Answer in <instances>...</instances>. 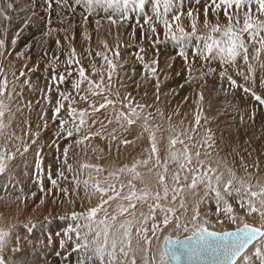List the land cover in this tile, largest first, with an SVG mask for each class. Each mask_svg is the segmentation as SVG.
Segmentation results:
<instances>
[{
  "label": "snow or ice",
  "instance_id": "snow-or-ice-1",
  "mask_svg": "<svg viewBox=\"0 0 264 264\" xmlns=\"http://www.w3.org/2000/svg\"><path fill=\"white\" fill-rule=\"evenodd\" d=\"M45 2L48 6L46 10L51 9V0ZM57 2L62 3L66 0H57ZM195 3L199 4L200 0H195ZM184 4L185 0H74L71 10L82 9L85 24L89 17H98L95 20L98 28L102 21H107L110 26L117 29L131 26L133 39L136 29L139 28L141 40L151 41L153 48L161 43L173 44L176 55L182 58L188 67L190 80L196 78L191 75L194 71L199 72L201 79L215 72L216 70L209 65L218 61L223 68L220 76H227L230 85L237 87V82L227 74V66L237 65L239 58H242L247 65L248 75H245V79L254 75L252 62L260 61L261 55L264 54V0H211L210 4L204 7L202 24L199 13L194 12L191 7L187 12L183 11ZM210 8L216 17L215 22L208 17ZM15 10L13 0H0V22H8L7 26L0 27V34H3L0 38V58H2L0 59V174L8 170L11 162L20 152V148L14 143L18 139L15 133L7 132L11 120L5 121L6 113L11 117L10 102L21 95L16 91L19 77L26 75L23 70L20 71L19 76L12 71L13 79L9 80L8 71L12 67L11 62L9 70H6L3 64V60L11 55L7 50L6 38L13 19L10 13ZM221 13L224 17L223 22L220 19ZM32 15L35 16L36 13L33 12ZM185 17L188 25L184 23ZM133 20L135 23L130 25V21ZM30 21L31 17L25 21V25ZM48 23L50 25L51 20ZM56 31L58 30L49 27L44 35L49 36ZM59 31L65 30L59 29ZM19 35L20 33L17 32L11 39L13 47ZM84 38L90 40L86 32ZM65 42L69 45V51L65 52V70L59 75L56 74L59 56H54L50 62L53 72L52 83L57 85V88L68 82L71 84V91H58L59 99L53 111L55 120L67 104V118L59 119L62 134L68 139L76 137L74 144L77 147L96 137L110 138V142L129 145L135 142L121 138L117 133L127 132L139 122L143 129L141 136L146 133L149 144V147L144 149L147 154L145 158L135 159L131 165L124 164L114 171H109L103 178L100 176L105 169L98 164L82 162L79 164V169H75L73 164L69 163L72 147L69 145L63 149V161L61 168L57 170V178L54 179L51 172L48 173L53 188L62 191L65 197L69 195L68 188H61L59 181H69L70 178L65 175L64 169L71 173L70 182L75 185L74 193L83 185L89 204L93 198L98 200L94 206L83 208L81 211L74 210L61 217L73 222L67 226L64 237L69 241L73 239V235L75 237L74 251L79 253L76 264H137L138 256L143 264H264V247H262L264 224L255 226L247 222L243 216L234 213L229 203V198L238 197L237 203L246 216L255 214L264 220V184L246 183L230 168L227 169L228 179H224L225 173L220 171V167L222 164L226 167V163L217 161L216 166H212L210 150L214 147V139L210 129L205 138L187 144L185 139L194 141V135H190L187 129L183 132L177 131L170 124L167 152L161 159L160 139L156 135L160 127H154L150 122L155 118L153 113L145 112V109L151 108L152 105L136 103L131 93L121 97L119 90L113 91L112 77L117 64L107 55L108 51H112L108 48L107 42L102 41L104 53L96 52V56L102 59V64L97 67L93 62L90 65L91 72L81 63L67 35ZM56 45L57 48L61 47L59 39L56 40ZM252 45L258 46L254 48V53L250 57L249 48ZM86 51L91 57V51L88 49ZM144 52L145 49L140 47L136 59L142 63L151 78L156 76L158 60L153 59L150 63H146ZM189 52L191 60H189ZM16 55L18 58H23L24 54L20 52ZM45 55H47L46 51ZM114 56L117 60L120 57L119 45L114 51ZM197 58L203 62L199 70L193 67ZM259 67L264 69V62H261ZM204 68H207L206 72L203 71ZM74 72L75 78H72ZM105 72L107 82H105ZM94 76H98V79H93ZM261 83H264V80ZM23 84L30 85V81L25 79ZM156 87L159 89V81ZM240 87H243L245 92H252V98L264 106V96L256 94L251 88L242 85ZM199 95L202 100L203 95ZM80 102L86 107H77ZM117 105L120 107L117 108ZM109 109H111L110 117L105 120L97 118L98 113ZM156 113L163 118L159 108L156 109ZM168 119L171 120V117ZM241 120H243L242 116ZM113 122L119 127L112 128L111 132H108L107 129ZM199 125L198 114L195 126L191 129L193 134L197 132ZM182 136L185 139H181ZM177 144L183 145L182 151L176 148ZM192 148L197 149L194 156ZM24 150L27 151V148L25 147ZM202 155L203 159H201ZM170 165L175 167L170 168ZM36 167L42 171L39 160ZM139 167L147 168L149 174L154 173L157 186L155 192L145 183L143 174L137 170ZM85 170H88V178L81 180L80 177ZM137 180L144 184V187L138 189L134 183ZM201 185L204 189L203 196L199 195ZM254 188H258V191L253 190ZM40 190L51 191L46 190L42 183ZM184 191L190 192L194 197L199 196V201L191 219L181 221L180 217L175 215V210L162 204L161 201L167 202L171 192V202H175ZM35 195L36 193H32V196ZM210 196L215 199L217 205L216 223H224V220L219 218V213L222 211L226 219L236 226L234 229L216 230L214 225L209 226L208 219L201 218L199 203ZM43 203L42 197L40 204ZM67 203L72 204L74 201L68 200ZM113 204L115 209L110 212L109 209L113 208ZM145 204L148 211L141 210L137 215V205L142 208ZM180 206L184 207L183 198ZM119 217L125 219L120 220ZM10 231L11 229H0V250L5 248ZM173 232L176 235H173ZM181 232L185 235L181 236ZM134 238L135 244H133ZM64 242L62 238L61 246ZM154 245L155 253L150 257L149 253ZM0 264H8V262L0 256Z\"/></svg>",
  "mask_w": 264,
  "mask_h": 264
},
{
  "label": "bare ground",
  "instance_id": "bare-ground-1",
  "mask_svg": "<svg viewBox=\"0 0 264 264\" xmlns=\"http://www.w3.org/2000/svg\"><path fill=\"white\" fill-rule=\"evenodd\" d=\"M207 2L208 0H200V3L196 4L195 0H185L183 11L187 12L191 7L194 12L199 13L202 24L204 19V7ZM13 3L15 5V11L20 13V18H18L19 25H21L22 30L26 28L25 30L29 31L30 38H33L36 34H38L39 37L40 35H44L49 27L55 28L58 31L49 36H44L48 40L45 39L48 43L41 46V43L37 46L33 45L32 41L34 40H30L31 44H28L30 41L28 43L25 42L28 36L24 34L25 37H22V39L20 38L21 40H19V43L14 47L12 46V48L9 49L7 46V50L11 55L8 59L3 60L6 70H9L10 62L12 65L11 69L8 71L9 80L13 79L11 74L12 71H15L17 76H19L21 70L26 73L24 77H19V82L16 87L17 93L21 95L15 97L14 100L10 102L11 117H9L7 113L5 115L6 122L9 119L11 120L7 132L8 134L15 133L18 139L15 140L14 143L20 148V152L16 155L14 161L11 162L8 170L4 174H0V197H3V199H0V229H4L7 226L11 229V236H8L9 239L7 238L6 246L3 250H0V254L8 264H76L79 253L74 251L75 237L73 235L71 241L64 237L67 226L73 222L69 219H61V217L70 214L74 210L81 211L83 208L94 206L98 203V200L93 198L91 204H89L83 185L80 186L76 193L73 192L75 185L70 182L71 173H68L66 169H64L65 175L69 176V181L60 180L59 182L61 183V188H68L69 195L67 197H65L64 193L59 189L53 188L50 181L48 179L46 180V178L43 180L37 178L36 181H33V185H31L32 187L34 186V189L32 188L31 190L30 184H27L28 181H24L25 175H22L24 174L22 173V169L25 162L30 161V158L27 159L26 157L25 147L28 153L30 149L36 150V153L40 150V153L43 154L42 157H44V162L47 160V168H50V170H58L61 168L63 161V149L72 145L69 153V163L73 164L75 169H79V164L82 162L98 164L105 169V172L101 174L100 178L107 176L109 171H114L124 164L131 165L135 159H143L147 155L144 152V149L149 147L147 134L144 133L143 136H141L143 129L140 127L139 122L129 128L127 132L118 131L117 133L121 138H127L135 142L129 145L110 142V138L100 139L96 137L77 147L74 144L76 137L68 139L62 134L61 128L58 130L53 128L52 125L58 123L60 118H65L63 117L64 111H67V104H65V107L62 108L59 113V117L55 120L53 119V113L51 114V112H49L51 108L56 107V101L59 99L58 91H71L70 82L59 85L57 88V85L53 84L51 81L53 72L50 62L54 56H59V67L56 70L57 75L64 71L66 67L65 52L69 51V45L65 42L66 35L69 41H71V46L76 49L81 63L89 72H91L90 65L93 62L97 67L102 64V59L96 56V52L100 51L104 53L105 49L102 41L107 42L108 48L112 50L108 51L107 55L117 64V69L112 77L113 91L119 90L121 97L127 93H131V97L134 98L136 103L152 105L151 108L145 109V112H152L155 118L150 122L154 127H160V131H157L156 135L158 139H160L159 148L161 159H163L167 152L170 124L173 125L177 131L183 132L187 129L190 135H194V141H188L183 136L181 137V139H185V143L187 144H192L195 141L205 138L210 129L214 139V147L210 150L211 160L213 162L212 166L215 167L217 161H224L226 163V167L224 164L220 167V171L225 173L224 179H228L227 169L230 168L235 172L238 178H242L246 183H251L252 185L264 184V106L260 105L252 98V92H245L243 87H240L242 85L251 88L256 94L264 96V83H261V81L264 80V69L259 67V64L264 62V54L261 55L260 61L252 62L254 75H250L247 80L245 79V75H248L247 65L242 58L238 59L237 65L229 66L231 70L235 72L233 79L237 82V87H232L231 90L233 91L226 96L227 93L225 94V92H227L228 85H217L215 79H211L212 73L201 79L199 78L198 71L191 73V75L196 78L190 80L188 67L185 61L176 55L174 45L171 43H161L153 48L151 41L147 39L141 40L139 28L136 29L135 39H133L131 26L117 29L116 27L110 26L107 21H102L101 26L98 28L95 23L98 17H89L87 24H85L83 21L82 9L76 8L75 11L71 10L74 6V0H66V2L62 3H58L57 0H51V9L48 10H46L48 6L45 0H13ZM12 12L10 15H13ZM33 12L36 13L35 16L32 15ZM18 15L17 17H19ZM29 17H31V21L25 25V21L28 20ZM208 17L211 21L215 22L216 17L213 15L211 8L209 9ZM220 19L222 22L224 21L222 13L220 14ZM49 20H51L50 25L48 23ZM13 23L10 22L9 32L6 38V44L9 46H11V39L16 36L15 30L12 28V26H15L12 25ZM134 23L135 20L130 21V25ZM184 23L188 25L186 17L184 18ZM7 24L8 22H0V27L7 26ZM59 29H64L65 31H59ZM160 31L162 32V30ZM21 32L23 33L25 31ZM85 32L90 37V40L84 38ZM19 36L21 37V34ZM2 37L3 34H0V38ZM161 38L163 37L161 36ZM245 38L247 39V37ZM42 39L44 40V38ZM57 39L61 41L60 48H57ZM38 40L40 42V38ZM118 45L120 57L117 60L114 56V51L117 49ZM257 46L258 45L250 46V57L254 53V48ZM140 47L145 49L144 56L146 63H150L153 59L158 60L156 76L150 78L144 70L142 63L136 59V53ZM86 49L91 51V57H89ZM45 51L47 55H45ZM20 52H23V58L17 57L16 53ZM191 59V53L189 52V60ZM202 63L203 62L197 58L193 66L194 69L199 70ZM169 65L171 66L169 67ZM209 66L215 70L218 69L223 71L218 61L212 62ZM73 67H75V65ZM203 71L206 72L207 68H204ZM36 74H39L37 75V80H35L36 78L34 76ZM186 77L187 79H185ZM72 78H75V72ZM92 78L98 79V76ZM25 79L30 81V85L23 84ZM157 81H159V89L156 87ZM36 82L39 83V87L37 86L38 89L34 87ZM105 82H107L106 72ZM42 86H45V106L40 100L43 99ZM9 87H11V85ZM50 87L51 91H49ZM199 94L203 95L202 100ZM157 95H159V100H157ZM114 98L115 97H113V99ZM76 106L81 108L86 107L83 102H80ZM119 107L120 106L117 105V108ZM157 108L163 113V118L156 113ZM198 114L200 115V125L197 127V132L193 134L191 129L195 126L196 116ZM110 115L111 109L108 111L102 110L101 113L97 114V118L105 120L107 117H110ZM241 116L243 120H241ZM168 117H171V120H169ZM118 127L119 126L113 122V124L108 127L107 131L111 132L112 128ZM30 135L37 137V140L32 146H30L29 142L30 138H32ZM36 137H34V139H36ZM137 137H139V139H137ZM197 147H199V145H197ZM176 148L182 151L183 145L177 144ZM196 150V148H192L193 156ZM200 150L203 153V148ZM32 151L30 154L35 152ZM36 153L35 155L38 157V153ZM30 154H27L28 157ZM40 157L41 156H39V158ZM203 158L202 155L201 159ZM41 159L42 158H40V160ZM36 161L37 160L34 162L35 164ZM256 165H258V167H256ZM169 167L174 168L175 165H170ZM43 170L47 171V169ZM137 170L143 174L145 183L155 192L157 186L154 173L149 174L145 167H139ZM80 178L81 180L87 179L88 170H85ZM137 181L138 182L134 183L138 189L144 187V184H141L139 180ZM41 183L46 190L50 189L51 191L41 192ZM169 184L171 186V181H169ZM253 190L258 191V188H254ZM30 191L36 193V195L32 196ZM203 192L204 189L201 185L199 195L203 196ZM17 197H20V199H17ZM42 197L44 198V203L40 204V199ZM55 197H59L57 199H60L58 200L60 204L55 200L53 201L57 202V204H55V202H50L52 198L56 199ZM181 198L184 200V207L180 206ZM237 199L238 197L235 196L229 198V203H231L236 215L243 216L247 222L255 226L264 224V220H261L258 215L253 214L252 216H246L244 211L240 209ZM68 200H72L74 203L69 204L67 203ZM198 201L199 196L194 197L190 192L184 191L177 197L175 202H171L170 192L168 201H161V203L165 204L167 207L173 208L175 210V215L180 217L181 221H185L191 219L193 210L197 206ZM150 202L154 203V201ZM179 206L182 210L175 209ZM114 209L115 204H113V208L109 209V211L112 212ZM137 209V215H139V211L141 210L144 212L148 211L146 204L142 208L140 205H137ZM198 210L201 218L208 219L210 221L209 226L211 227L214 225L216 230L235 226L226 219L222 211L219 213V218L224 220V223H216L218 215L217 205L215 199L211 196L204 202L199 203ZM20 215L24 218H30V226L28 225V231L32 237V247H30L29 250L30 262L29 258H26V256L23 257L21 253L18 252V248L21 245H19L20 241L18 243L19 238L17 240L15 239V235L18 232H22V230L19 231L21 225H10L8 223V221L12 219H14V221L15 219L17 220V218L21 219ZM157 215H160L159 212ZM119 219L123 220L125 217H119ZM25 220L26 219H24L23 222ZM6 222L8 224H5ZM25 223L28 224V221L26 220ZM4 224L7 226L4 227ZM42 233L47 239L49 236L52 237V240L58 238L64 239V245L60 246V248L58 246L59 250L55 251L60 253V260L48 254L46 251L41 252L39 249L40 247L37 248V242L40 240ZM46 234H48V237ZM172 234L176 235L175 232ZM180 234L183 235L184 233L181 232ZM55 243L57 242L55 241ZM133 244H135V238L133 239ZM262 247H264V245H262ZM250 251L251 246L249 252ZM52 253H54V251ZM154 253L155 245L153 246V250L149 253V256L151 257ZM137 264H143L139 256L137 257Z\"/></svg>",
  "mask_w": 264,
  "mask_h": 264
},
{
  "label": "rangeland",
  "instance_id": "rangeland-1",
  "mask_svg": "<svg viewBox=\"0 0 264 264\" xmlns=\"http://www.w3.org/2000/svg\"><path fill=\"white\" fill-rule=\"evenodd\" d=\"M211 0H208V2H207V4H210L209 2H210ZM19 14H17V13ZM15 13V14H14ZM12 17L15 19H12L13 21H11L13 24L12 25H15L14 27L12 26V28L15 30V32L17 33V32H21V31H25V32H19L20 34H21V37L19 36L18 37V40H17V43L16 44H18L19 43V40H21L22 39V37H25V36H28L26 39H25V42H29L30 40L32 41V40H34V41H32V44L33 45H35V46H37V45H39L40 43V46L41 45H43V44H46V43H48L47 41V39H46V37H44L45 35H40V37H39V35L38 34H36V35H34L33 36V38H30V34L28 33L29 31L28 30H22L21 29V25H19L20 23L18 22L19 21V19L18 18H20V13L18 12V11H13L12 12ZM17 15L19 16V17H17ZM16 16V17H15ZM17 22V23H16ZM20 27V28H19ZM16 28V29H15ZM21 29V30H20ZM24 34H26L25 36H24ZM40 38V42H39V38ZM21 38V39H20ZM42 38H44V40L42 39ZM47 41H46V40ZM27 40V41H26ZM44 42H43V41ZM31 41L28 43V44H31ZM37 41V42H36ZM35 42V43H34ZM39 42V43H38ZM8 46V48L9 49H11L12 48V45L11 46H9V45H7ZM229 66H227V74L229 75V76H231L232 78H233V76H234V74H235V72H234V70H231V68L229 67ZM220 71L221 70H216V72H213L212 73V78L211 79H215V81H216V84L217 85H222V84H225V85H228V88H227V92H225V94L227 93V95L226 96H228L229 95V93L230 92H232L233 90H231V88H232V86H230V83H229V81H228V79H227V76H225V78L224 77H221L220 76ZM213 74H214V76H213ZM231 74V75H230ZM37 75H39V74H36V75H34L35 76V80H37L38 79V77H37ZM215 76H216V78H215ZM185 79H187V77L185 78ZM241 83V82H240ZM240 83H239V86H240ZM242 84V83H241ZM39 87V83L38 82H36V85H34V87L36 88V89H38V87ZM42 98L43 99H40L41 100V102L44 104V106H45V100L44 99H46V97H45V93H44V91H45V86H42ZM41 90H39V91H41ZM224 94V93H223ZM54 109H55V107H53ZM53 108H51L50 110H49V112H51V114L53 113V111H54V109ZM264 112V111H263ZM63 117H65V118H67V111H64V115H63ZM58 124V125H57ZM44 125H45V123H44ZM51 125V124H50ZM53 126V128H55L56 130H58V129H60L61 127H60V125H59V122L58 123H55V125H52ZM55 126V127H54ZM31 134V133H30ZM31 136V135H30ZM32 138H30V146H32L33 145V143L37 140V137L36 136H31ZM34 137H36V139H34ZM64 138V137H63ZM31 140H32V142H31ZM31 148V147H30ZM33 149H30V152L32 151ZM35 151V152H34ZM39 152H37L36 153V150H33L32 152H34L33 154L31 153L30 154V152L28 153V152H26L25 151V153H26V157H27V159L28 158H30L29 160L31 161H26L25 162V165H24V167H23V171H22V173H24V174H22L23 176H24V181L25 182H27V184H30V189L32 190V188L34 189V186L32 187V185H33V181H36V179L38 178V179H41V180H43V179H45L46 178V180L48 179V173L49 172H51V174H52V177L55 179V178H57V176H56V173H57V170H50V168H47V160L44 162V157H42L43 156V154H41L40 152V150H38ZM35 153L38 155V157L35 155ZM40 153V154H39ZM27 154H30V156L28 157V155ZM31 155H32V157H31ZM39 156H41L40 158H42L41 160H40V158H39ZM36 157V158H35ZM38 159H39V161H40V166H41V169H42V171L41 170H38L37 169V167H36V164H37V161H38ZM35 160H37L36 161V164L34 163L35 162ZM29 162V163H28ZM34 164V165H33ZM44 165V166H43ZM46 166V167H45ZM53 166V165H52ZM42 167H44V168H42ZM43 169H47V171L46 170H43ZM32 172H34V173H32ZM4 174V173H3ZM27 175V176H26ZM30 176V179H29V176ZM34 175V176H33ZM35 177V178H34ZM31 180V181H30ZM49 180V179H48ZM30 181V182H29ZM32 182V183H31ZM135 182H138V181H135ZM60 183V182H59ZM32 184V185H31ZM61 184V183H60ZM34 185H35V183H34ZM34 191V190H33ZM31 192V191H30ZM32 193V192H31ZM30 196H31V194H30ZM56 198V197H55ZM57 198H59V197H57ZM53 199L52 198V201H50V202H52V203H54L55 201H57L58 202V204H60L59 203V201L58 200H60V199ZM47 199H49V198H47ZM51 200V199H50ZM53 200H55V201H53ZM57 202H55V204H57ZM180 207V206H179ZM175 208V209H179V210H182V208L180 207V208ZM21 216V215H20ZM20 216H18V217H20ZM21 219H18L17 218V220L15 219V221H14V219H12V220H10V221H8V223L10 224V225H12V224H18V226L19 225H21L19 228V231L20 230H22V232H18L16 235H15V239L17 240L18 238V243H19V241H20V243H19V245H21L19 248H18V252L19 253H21V255L23 256V257H25L26 256V258H29V262H30V247H32V242H31V240H32V237H31V234H30V232L28 231L29 230V226H30V221H29V219L30 218H24L23 216H21L20 217ZM24 219H26L27 221H28V224H26L25 222H26V220L23 222V220ZM17 221V222H16ZM22 221V222H21ZM12 222V223H11ZM14 222V223H13ZM16 222V223H15ZM20 224H19V223ZM7 222L5 223V224H8ZM3 225L4 227H6L7 225ZM23 224V225H22ZM25 225V226H24ZM27 225V226H26ZM29 225V226H28ZM26 227V228H25ZM28 227V228H27ZM22 228H25V229H22ZM9 230L10 228H9V226H7L6 228H4V230ZM29 232V234L27 235V233ZM27 235V236H26ZM42 235H43V237H42ZM180 235H182V234H180ZM10 236H11V231H10ZM26 236V237H25ZM46 236L48 237V234H46ZM25 237V238H24ZM8 239H9V237H7ZM24 240H23V239ZM27 238V239H26ZM46 239V240H45ZM59 240H61V238L59 239H54V240H52V237L51 236H49V238L47 239V238H45L44 237V234L42 233L41 234V238H40V240L37 242V248H39L40 249V251L41 252H44V251H46L48 254H50V255H53V257H55V258H57V259H59L60 260V253L59 252H55V251H58L59 250V248H60V241ZM49 241H51V243H49ZM53 241H54V243H53ZM55 241L57 242V243H55ZM23 243H25V244H23ZM43 243V244H42ZM45 243H46V245H47V247H46V245H45ZM56 244V245H55ZM49 246V247H48ZM58 246H59V248H58ZM29 247V248H28ZM23 250H22V249ZM25 248H27V249H25ZM49 248V249H48ZM53 249H55V250H53ZM54 251V253H52ZM24 252H26V253H24ZM29 253V255H28V253ZM52 254H51V253ZM24 253V254H23ZM27 254V255H26ZM58 255V256H57ZM0 256H1V254H0Z\"/></svg>",
  "mask_w": 264,
  "mask_h": 264
},
{
  "label": "water",
  "instance_id": "water-1",
  "mask_svg": "<svg viewBox=\"0 0 264 264\" xmlns=\"http://www.w3.org/2000/svg\"><path fill=\"white\" fill-rule=\"evenodd\" d=\"M235 227H236V226H232V227L224 228V229H221L220 231L231 230V229H234ZM183 235H185V234H183ZM183 235H181V236H183Z\"/></svg>",
  "mask_w": 264,
  "mask_h": 264
}]
</instances>
